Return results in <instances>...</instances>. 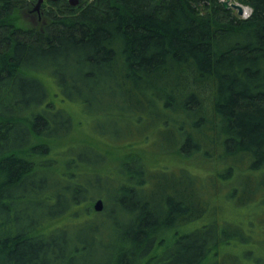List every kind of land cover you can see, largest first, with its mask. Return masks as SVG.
<instances>
[{
  "label": "trees",
  "instance_id": "1",
  "mask_svg": "<svg viewBox=\"0 0 264 264\" xmlns=\"http://www.w3.org/2000/svg\"><path fill=\"white\" fill-rule=\"evenodd\" d=\"M36 2L0 0V264L228 263L222 245L253 241L264 223V0H243L248 19L219 0H45V24H26ZM46 76L74 102L94 101L106 81L136 105L161 102L153 122L174 138L165 156H198L213 173L204 185L166 166L155 214L128 160L114 181L61 150L75 113L56 107ZM223 189L224 200L255 204L247 223L217 222Z\"/></svg>",
  "mask_w": 264,
  "mask_h": 264
},
{
  "label": "rangeland",
  "instance_id": "2",
  "mask_svg": "<svg viewBox=\"0 0 264 264\" xmlns=\"http://www.w3.org/2000/svg\"><path fill=\"white\" fill-rule=\"evenodd\" d=\"M35 5L36 3L33 9ZM32 12L22 14L26 24L37 26L45 24L46 18L42 17L44 15L42 8L39 13L33 10ZM45 78L49 81L52 92L51 100L56 107L75 113L73 130L63 141L61 150L69 148H73L75 151L78 150L79 160L84 165L90 168L91 166H97L100 170L106 172L108 170L110 173L104 179L112 178L114 181L118 180L123 170L122 162L128 160L133 170L134 182L145 184V196L155 214L160 212V205L165 199L166 183L165 172L163 171H165L166 166L188 168L199 179L201 178V184L207 181L209 172L213 173L210 164L203 162L204 160H201L198 156L183 155L176 157L174 153L165 156V150L168 145H171L170 143L174 138L168 131L153 122L152 116L155 117L156 115L154 112H157V109V113L162 112L163 104L161 102H158L156 109H152L147 100L142 101L141 106L136 105L134 102H130V100L133 101L131 98L123 97L121 87L113 81H106L97 85L99 93L94 101L74 102L63 98L59 87L52 78L47 76ZM135 115L143 118L141 123L133 120L136 117ZM179 118L182 119L184 116L180 114ZM223 151L221 147L218 148V153L223 154ZM138 153L141 159L139 161L134 156ZM202 162L205 165L200 164ZM230 162H218L217 168L224 169L229 166ZM246 168V164H243L241 170L236 172L235 177L231 179V182H234L236 186L244 187L248 174ZM261 196L259 194L257 199L260 200ZM218 197L224 203V208L216 216L221 227H229L228 225L234 223L236 219H240V223H247L253 211L257 208L253 203L240 205L237 201L224 200L227 198L225 189L216 195L217 199H219ZM109 204L111 205L112 202ZM259 210H261L260 213H263V217L264 206H261ZM62 220L55 221L53 224H59ZM87 220L88 218L83 216L80 219V224L86 225ZM209 220L206 217L202 218L199 225L209 222ZM106 223L110 226L113 224V220L110 218V221L107 220ZM88 228L85 227L86 230ZM220 250L224 253L223 256H225L228 263H231L232 256H243L248 251H252L253 257L249 259L250 264H260L257 260L259 257L264 256V223L255 226L253 241L249 243L234 241L233 245H222Z\"/></svg>",
  "mask_w": 264,
  "mask_h": 264
},
{
  "label": "water",
  "instance_id": "3",
  "mask_svg": "<svg viewBox=\"0 0 264 264\" xmlns=\"http://www.w3.org/2000/svg\"><path fill=\"white\" fill-rule=\"evenodd\" d=\"M53 1H55V0H53ZM68 1L71 5L76 6L80 0H68ZM44 2H45V0H37L33 11H36L39 13L41 11V8H42V5ZM222 5L226 9L237 10L239 15H241L243 13V9H242L241 5L236 4V3H230V0L223 1ZM104 207H105V202H104L103 198H97L94 201L93 208L95 211L101 212V211H103Z\"/></svg>",
  "mask_w": 264,
  "mask_h": 264
},
{
  "label": "built area",
  "instance_id": "4",
  "mask_svg": "<svg viewBox=\"0 0 264 264\" xmlns=\"http://www.w3.org/2000/svg\"><path fill=\"white\" fill-rule=\"evenodd\" d=\"M219 1L222 3L225 0H219ZM230 3H236V4L241 5V7L243 9V13L241 15H239L241 18L248 19L252 16L253 8L249 4L243 2V0H230ZM233 10H235V9H233ZM235 11L237 12V10H235Z\"/></svg>",
  "mask_w": 264,
  "mask_h": 264
}]
</instances>
